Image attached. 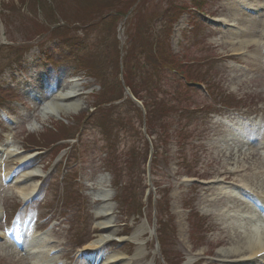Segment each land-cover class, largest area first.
<instances>
[{"label":"rangeland","instance_id":"rangeland-1","mask_svg":"<svg viewBox=\"0 0 264 264\" xmlns=\"http://www.w3.org/2000/svg\"><path fill=\"white\" fill-rule=\"evenodd\" d=\"M119 1L125 3L124 16L116 13L101 28L88 23L97 21V12L118 11ZM175 1L182 6L197 2L199 10L186 7L174 21L169 11L162 12ZM233 2L0 0V264H139L131 259L144 255L142 264L231 263L216 257L229 233L210 213L206 199L211 192L205 189L238 183L235 176L218 186L212 181L216 170L231 167L221 155L226 141L254 151V157L246 155L248 163L240 164L264 161V0L240 3V16L254 25L242 38L256 40L242 47L233 35L238 26L244 30L237 24L240 16L230 14ZM156 15L161 42L185 59L201 60L210 96L205 88L202 92L192 86L188 100L194 114L173 117L171 132L176 131L178 141L175 136L161 141L163 147L148 163L144 144L148 142L150 152L151 143L144 137V119L136 118L133 106L121 100L117 111L125 122L122 128L113 121V108L92 111L91 106L106 99L97 97L105 85L111 87L110 97L118 94L121 76L114 67L115 52L138 31L136 23L153 21ZM107 30L112 33L105 42ZM87 66L101 74V81L88 74ZM125 89L131 91L123 87L129 97ZM75 90L71 103L79 105L76 112L49 114L57 94ZM233 118L257 125L259 139L241 144L226 124ZM101 120L109 124L107 129ZM66 136L77 140L58 141ZM23 156L31 158L24 163ZM120 159L131 161L129 175ZM14 170L13 181H3ZM28 173L32 176L26 183L35 191L26 199L12 183ZM231 199L243 202L235 193ZM18 208L37 224L40 242L56 250L55 257L35 258L6 243L1 225ZM102 237L108 242H101ZM15 252L23 260H17Z\"/></svg>","mask_w":264,"mask_h":264},{"label":"trees","instance_id":"trees-1","mask_svg":"<svg viewBox=\"0 0 264 264\" xmlns=\"http://www.w3.org/2000/svg\"><path fill=\"white\" fill-rule=\"evenodd\" d=\"M193 3L194 7L198 6L197 2ZM119 4L121 6L118 11L112 13L111 10H107L103 13L102 10L96 13L95 18H97V21H95V19H89L88 23H99V28H101L104 22L117 16L116 13L121 12V15L124 16L122 6L125 5V3L119 1ZM186 7L189 6H182L180 2L176 1L175 6H173L172 2H169L167 6L168 9L166 8L162 14L166 15L165 11L167 10L170 12L169 15L175 17L174 21H176L179 18V12ZM130 8L131 6L128 8V12ZM132 12H134L133 9ZM158 17H160V15L154 16V22L149 18L141 25L136 23L138 31L128 36V40L124 43L122 51H116L114 55V67L116 72L121 68L124 86L128 87L133 96L142 102L143 111L137 107L129 97H125L121 81L120 83L118 82V86H120L118 94L112 97H110L112 92L111 87L109 89L108 85L104 84L105 88L98 93L97 97L102 98L107 96L106 99L103 98L104 100H100L96 105L92 106L93 110L104 108L112 111L111 108H113L115 115L117 113L113 121L122 128L125 122L122 121L121 111H117V108L121 100L126 98L124 101H128L127 104L133 106L137 114L136 118L138 117L140 121L144 119L146 133L149 137H153L152 144L154 149L160 148L158 145H161V141H169L173 136L176 137V131L173 130L171 132L173 117L177 116L181 118L193 107L189 104L190 101L188 100L191 95L189 90L192 89L189 83H204L203 78H205L203 69L200 68L199 60L185 59L186 56L184 54L177 55L171 52L168 42H161V38L157 34V27L155 26V23H158L156 20ZM174 21L172 20L171 24ZM110 30L113 32L114 28ZM110 30L106 32L105 42L108 35L112 33ZM167 35H170L169 31H167ZM101 37L102 39L104 38L103 35H101ZM114 42H116L115 37ZM87 67L90 70H94L91 73L94 74L96 79L101 81V74L96 72L94 67ZM116 101L119 103L114 105ZM100 109L99 112L102 113ZM107 113L108 112H106V114L102 113L103 117H110ZM103 121L101 120L102 126L107 129L109 124H104ZM129 123L134 124L131 123L130 120ZM108 133H111V131L109 130ZM66 138H68V136ZM176 140L178 141L177 137ZM144 145L146 148L144 153L147 158L148 144L146 143ZM161 146L163 147V145ZM120 160L121 169L129 175L131 161ZM110 171L113 173L114 169L110 168Z\"/></svg>","mask_w":264,"mask_h":264},{"label":"bare ground","instance_id":"bare-ground-1","mask_svg":"<svg viewBox=\"0 0 264 264\" xmlns=\"http://www.w3.org/2000/svg\"><path fill=\"white\" fill-rule=\"evenodd\" d=\"M241 1L243 0H234L233 6L235 7L236 12L234 11L230 13L231 15L240 16V3H242ZM237 20V24H240L244 30H241L238 26L237 30L241 31H234L233 35L235 38H240L238 42H240L239 45L240 47H242L246 42L255 40L252 37L242 38L244 36H249V34H243V32L249 33L251 31L250 26L253 23H250L249 20L247 21L241 16ZM263 35L264 34L260 35V37ZM76 94V90L75 92H60L54 98L55 102H51L49 104V108L47 111L49 112V114H56L57 116L61 115L62 112H76L79 109V105L71 103ZM239 125L241 126H237V128L241 131V134H244L245 128L247 129V124L244 122H240ZM241 144H244L243 141L241 142ZM224 147V151L221 150V155L222 157L228 158L229 165H231V167H229L228 169L221 167V169L216 170L214 174L215 178H213L214 180L212 181L218 186L221 181L229 180L232 178V176H235L238 178H235V180H237L238 182V185L235 182H232L227 184V186H225L224 188L214 186L205 189L207 192H211L210 197L206 199L207 204L211 208L210 213L222 222V225L227 228V231L229 233L226 239H221L220 242L225 244L226 247L220 250L217 253L216 257L225 262L239 264L253 262L252 264H256L257 262H259V260L264 261V255H261L260 259L255 258L256 253L264 251V219L261 216L251 217L249 214L251 210L254 211L255 209V200L248 197L249 200L245 201V205L243 204V202L239 203L237 199H231V197H233V193L234 191H236V189L237 191L241 190L242 193L250 191L260 197L261 200L258 201V203L264 206V161L261 162L252 160L250 166L240 164L242 162L248 163L250 157H246V155L254 157V151H245L244 149H242L243 146L236 147L235 144H228L227 141L225 142ZM261 151L264 159V145ZM25 159V156L20 157V160ZM253 167L260 168L262 170L258 169L259 171H257V173L255 172V170L249 171V168L253 170ZM31 176L32 174L28 173L26 176H24L26 178H17V180L12 183L18 194L23 198L29 197L35 191V187L31 183H26V181ZM242 193L239 192L240 195L246 197V195ZM123 230H125V228ZM28 238L30 240V243L26 244L27 247L25 248V250L32 253V251H35V249H37L39 251L34 255L35 258H45L46 256L44 254L49 251L47 250L49 249L48 245H45L42 242L38 241L33 243V237L31 234H29ZM100 241L106 243L108 242V239L102 237ZM14 255H17V260H23L22 256H18V253L15 252ZM146 257L147 255L134 257L131 259V261L132 263L137 262L139 264H142L143 260ZM114 263L115 262L113 260H105L101 264Z\"/></svg>","mask_w":264,"mask_h":264}]
</instances>
